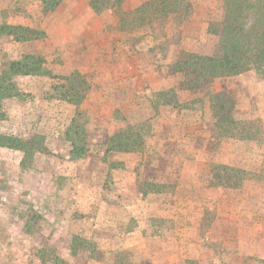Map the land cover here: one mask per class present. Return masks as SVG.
Instances as JSON below:
<instances>
[{"label":"rangeland","instance_id":"374dc122","mask_svg":"<svg viewBox=\"0 0 264 264\" xmlns=\"http://www.w3.org/2000/svg\"><path fill=\"white\" fill-rule=\"evenodd\" d=\"M145 1L123 0L98 12L91 0H62L45 13L40 0H0V26L44 34L18 41L0 33V73L27 54L44 57L43 75L16 76L19 91L3 103L0 133L39 134L48 149L21 166L22 151L0 147V264H264V75L253 68L185 89L175 62L182 50L216 52L218 36L208 26L222 18L224 0H182L163 26L123 25ZM78 72L89 89L75 107L60 97L66 78ZM219 91L228 93L227 106L245 137L217 135L211 94ZM74 116L85 128V156L94 159L121 156L107 148L115 132L135 125L144 133L145 149L125 156L142 160L134 189L146 202L138 213L125 208L120 215L119 200L109 203L118 216L113 223L139 226L137 252L99 249L93 238L105 231L93 232L89 218H103L101 201L40 197L39 171L68 154L63 138ZM217 165L244 169L248 177L231 183ZM89 180L100 181L84 177L72 188L84 189ZM55 181L59 192L66 184L60 176ZM103 187L117 189L112 175ZM74 236L81 241L68 260Z\"/></svg>","mask_w":264,"mask_h":264},{"label":"trees","instance_id":"16d2710c","mask_svg":"<svg viewBox=\"0 0 264 264\" xmlns=\"http://www.w3.org/2000/svg\"><path fill=\"white\" fill-rule=\"evenodd\" d=\"M43 12H53L61 5L62 0H40ZM123 0H91V6L100 12L111 5H118ZM182 0H147L134 12L132 19L123 17V25L130 22L135 25L163 26L171 14H178ZM163 24V25H162ZM208 30L218 36V49L214 54H202L195 51L182 50L174 65V71L184 74L182 86L190 91L210 87L217 78L242 74L253 68L264 75V0H224L223 16L218 21L209 23ZM1 34H8L18 41L40 39L41 30L24 25L2 24ZM44 57L27 54L22 60L14 61L8 70L0 73V120L6 118L3 103L6 99L16 96L19 91L17 75H43ZM67 84L61 100L79 107L86 98L89 89L88 82L78 72L67 77ZM228 93L219 91L211 94L213 117L217 119L215 127L217 135L223 138L236 136L242 131L240 122L233 118L227 106ZM80 115V114H79ZM82 116V115H81ZM240 131L238 132V130ZM66 139L72 144L71 158L79 159L88 153V148L80 143L86 138L85 128L81 126L78 117L71 119L66 129ZM144 133L137 126L115 132L109 138L108 150L119 152H141L145 149ZM42 145L39 134L28 138L14 133H0V147L22 151L24 157L21 166L32 161L36 153H46L47 148ZM223 168L227 172V179L231 183L239 184L248 177V171L217 165L215 169ZM229 170V172H228ZM215 176L222 181V173L215 172ZM224 180V181H226ZM234 181V182H233ZM219 185V184H218ZM81 239L74 236L72 247L74 254Z\"/></svg>","mask_w":264,"mask_h":264},{"label":"crops","instance_id":"0c3cea01","mask_svg":"<svg viewBox=\"0 0 264 264\" xmlns=\"http://www.w3.org/2000/svg\"><path fill=\"white\" fill-rule=\"evenodd\" d=\"M58 133L59 135H63V130H59ZM64 136L66 137V134H64ZM58 137L59 140H62V136ZM63 140L66 144L68 143L69 145L70 150L68 154L60 161L52 160L51 164L48 165V168H43L39 171V176L42 177L40 187L44 192L43 194V192L41 191L40 197H43V195H48L50 196L49 200L53 197H59L61 200L62 198L59 196V194L63 196L70 195L76 198H81L83 201L82 204L85 203L84 205H87L89 203L95 204L101 201V215L103 216V218L96 216L89 218V223L92 227L93 232L97 230L100 231V229L101 231H105L104 234L101 233L100 238H98L97 236L93 238L95 241H97L99 249L104 250L108 253V255H111L112 250H116L117 248L120 250H138V247L142 245L141 239L139 238V226L135 225V227L131 226L129 229H127V227L123 228V226L118 225V223H113L114 219L118 216L112 209L109 208V203L113 201L112 197H115L119 200L121 204V212H117L118 215L122 214L125 208L127 209L126 212L131 211V213H138V209L141 203L146 202L145 200H143V202L141 200L142 193L134 189V185L138 175L137 166L139 161L142 160L139 159L138 156H136V158L134 159L125 156V154H131L132 152H120L121 156L102 159H94L87 156L79 159H73L71 158L70 154L72 144L66 138H63ZM51 144L52 142H50L49 140V145ZM108 175H112L116 180L117 189H115L113 192L103 187ZM56 176L62 177L66 184L62 189L61 187L57 188V191L60 190L59 192L53 191L56 190L54 187L57 184V182L55 181ZM84 177L95 178V180L99 178L100 181L98 183L89 180L88 186L84 189L76 190L72 188V185H74L79 181V179H82ZM44 178H47V180ZM46 181L48 184L51 183L52 187L48 185L46 186L44 184V182L46 183ZM48 188H51V190H48ZM148 203L151 205H158L157 202ZM50 205L54 207L57 206V204H54V201H52ZM48 214L50 215V213ZM104 227H106L107 229H105ZM58 242H62L61 239H58ZM72 242L73 241L68 242V244H70V246L67 248V256L69 257L68 260H70L75 255L73 252ZM65 258H67L66 255Z\"/></svg>","mask_w":264,"mask_h":264}]
</instances>
